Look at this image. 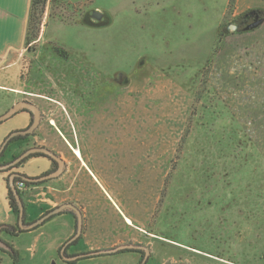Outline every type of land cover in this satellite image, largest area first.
<instances>
[{"label": "rangeland", "instance_id": "1", "mask_svg": "<svg viewBox=\"0 0 264 264\" xmlns=\"http://www.w3.org/2000/svg\"><path fill=\"white\" fill-rule=\"evenodd\" d=\"M228 1L49 3L39 39L0 62V116L26 100L41 108L48 121L32 141L68 166L60 180L26 192L29 220L41 205L74 203L105 227L100 234L92 226L72 253L142 244L153 254L149 264H264V39L256 34L264 24L253 36L259 44H243L249 35L226 25L248 11L231 17ZM95 10L109 25L91 22ZM221 32L227 36L215 51ZM53 46L106 72H125L127 88L110 90L100 104L108 110L80 111L90 105L80 96L88 87L77 95L63 89L58 81L68 76L54 70ZM24 118L1 125L2 139ZM36 162L45 164L38 173L49 166L33 160L24 171L34 175ZM65 216L12 241L20 264H64L56 257L62 241L49 228H64ZM0 255V264H13ZM138 259L124 253L82 264Z\"/></svg>", "mask_w": 264, "mask_h": 264}, {"label": "flooded vegetation", "instance_id": "2", "mask_svg": "<svg viewBox=\"0 0 264 264\" xmlns=\"http://www.w3.org/2000/svg\"><path fill=\"white\" fill-rule=\"evenodd\" d=\"M105 19L108 20L109 18L106 16ZM262 20H264V11L263 10H260V9L249 10L248 12H245L244 14H242L235 21V24L238 26V30L236 32L245 33V32H251L253 30H256L257 28L261 27L263 24H261L259 27L255 28V29H248L247 30V28H250L251 25L255 24L258 21H262ZM57 60L59 61V63H57V65L59 67H58V69H54V70L61 71L68 76L67 81H64V82L58 81L59 83H61V85H63V89H65V90L69 89L70 90L72 88V94L77 95L80 91L81 85L83 87L85 85L84 88H86V86L88 87L87 93L82 92V94L80 96H82V100H86L87 103H89L90 105L87 107H82L80 109V111H87V112L92 113V112H96L99 108H102L103 110H106V109L108 110L110 108L109 106L105 107V105H104V108H103L102 107L103 105H100V104L102 102H105L106 100L108 101V99L111 96L110 90L113 87L116 89H119V90H123V89L127 88L128 78H127V74L123 71L115 72L113 74L109 71L106 72L105 70H101L100 68H98L97 64H95L94 62H91V60H89L88 58L66 56V57H57L56 61ZM51 68L52 67L46 65L45 70H51ZM71 77H73V80L69 81V78H71ZM81 78H83L82 80L84 82L80 81ZM56 86H58V85L56 84ZM82 100L80 99V101H82ZM25 102H29V100H26ZM82 102L84 103V101H82ZM31 104H33V103H31ZM39 109L41 111V120H40V125H39V127H40L46 120L48 121V119L44 115V111L41 108H39ZM103 112H105V111H103ZM21 114H26V116H27L26 125H24L20 128H16L13 131H11L6 136V138L2 141V143L0 145V150L3 147L4 143L6 142V140L10 137V135L13 132L26 131L34 123L35 116L32 113L27 112V111H22V112L18 113L12 119L18 117ZM39 127H38V129H39ZM38 129H36L33 133L28 134V135H25V136L19 135V136L11 138L9 140V142L7 143V145L5 146V149L3 150V152L0 154V165L1 166L10 165V164L15 163L27 151L34 149V148H47V149L51 150L52 152H54L59 158H61L65 162L64 173L59 178L49 179V180H44V181H39V182H27V181L23 180V177L40 179L42 177H46V176L56 172L60 167L58 162H56L52 158L44 156L42 154L30 155L29 157L23 159L22 161H20L16 165L11 166L8 170L0 171L1 173H5L7 175L8 188H10V181L12 178L13 183L15 184L16 188L18 189V191L21 194V197L23 196L22 199H23V202L25 205V218H24L25 225H30V224L36 222L38 219L42 218L44 215H46L48 213V212H46L44 215H42L40 218H38L36 220H29L28 204L26 203V198H25L26 192L30 191L32 189L38 188V187H40V186H42L48 182L60 180L65 175V173L67 172V168H68L67 162L65 161L64 157L61 156V154L59 152H56L52 148H49L45 145H40V144L32 141L36 137V133H37ZM81 154L82 153H80V156H78L76 154L77 155L76 159L79 161L80 160L83 161ZM36 159L48 160L49 161L48 168L45 171L38 173L37 175L27 174L24 171L26 166L28 165L29 162L36 160ZM13 198L15 200L14 195H13ZM15 203L17 204L16 200H15ZM65 204L75 205L74 203H65ZM17 208H18L17 214H14V212L12 211L16 222L15 223L14 222H6V223L0 225V227H1L0 239H1V241H3V243L6 245V247L9 248V249H5V248L0 249V254H3L6 257H8L13 262V264H20L21 263V260H20L21 254L17 250L16 246L13 244L12 241L18 239L22 235L31 234V233L37 231L38 229L47 228L49 226V224L54 221L53 219H55L57 216H60V215H57V216L52 217L51 219L45 221L43 225L38 226L37 228H34L32 230H26V229H23L19 224L20 213H19L18 204H17ZM26 208H27V210H26ZM64 214H71L73 216V219L76 220V224H75L76 229H75V232L73 233V235L70 236V238H68L58 248L57 256H56L57 259H59L64 264H82L83 262H87V261L92 260L94 258L102 257V256H93V257L85 256L82 258H78L76 260H71L74 257H79L81 255H88L90 253H94L95 251H84V250H82V251H77L74 253L71 252V249H73L74 247L76 248L80 244V242L82 240V235L80 236V238L77 241L73 242L65 250L63 249L64 246L72 238H74L76 236L77 231H78V225H79V223H78L79 219H78V216L76 215L75 212H73V211L65 212L61 215H64ZM82 220H85V218L83 217ZM57 225H53L54 227L50 226L49 229H50L52 234L57 235L59 233V231L61 230V228H59ZM134 245L146 247L142 244H134ZM147 248L150 250L149 247H147ZM124 253H133V254L138 255L139 259H138L136 264H149V261L151 260L152 255H153L152 252L150 251V255L147 258V253L144 250H126V251L119 252L117 254H124ZM117 254H114V255H117ZM197 254H199V253H197ZM199 255H202V256L208 258V254L204 253V254H199ZM104 256H108V255H104Z\"/></svg>", "mask_w": 264, "mask_h": 264}, {"label": "crops", "instance_id": "3", "mask_svg": "<svg viewBox=\"0 0 264 264\" xmlns=\"http://www.w3.org/2000/svg\"><path fill=\"white\" fill-rule=\"evenodd\" d=\"M30 5H31V0H0V62L7 59V57L10 54L21 52L23 49L26 48L27 24H28V18H29ZM234 7H235L234 8L235 11L231 15V17L236 18V17L240 16L243 12L249 11L251 9H259L260 8V10L261 9L264 10V3L259 2V1H256L254 3H248V2L245 3L243 0H237ZM240 8H242V9L240 10ZM255 32L256 31L253 30L251 32L252 34H250L249 32H245V33L235 32L234 34L236 36H239V37L240 36L244 37V36L249 35L244 39L245 42L243 43V44H247L246 40L248 39L250 42H252V40L254 39L253 36H254ZM256 34H262L261 36L264 39V33L262 32V30L261 31L259 30V32L257 31ZM255 41L256 40L254 39L253 42H255ZM255 43L259 44L260 42H255ZM21 115L23 117H26V118L21 120L23 122V124L22 125L18 124L14 128H20V127L26 125L27 116H26V114H21ZM21 115H19V116H21ZM8 122L1 124V125H5ZM14 128H12V129H14ZM9 131H11V130H9ZM2 138H3L2 134H0V145H1L2 140H3ZM36 160H38V159H36ZM36 164H37V168H35L33 173H32L34 175H37L38 171L42 170L43 166L45 165V164H42V162H36ZM6 179H7V175L5 173L0 172V225L4 224L6 222H9L10 220H15V217L13 215V212L11 210L10 203H9L8 185H7ZM55 206L56 205H54V206H48L45 204L41 205L40 210L43 212L39 215L38 218H40L46 212H50L53 209L57 208ZM30 207H31V205L28 206V216H29ZM34 209H33V212L35 211ZM82 214H83V217L85 218V220H83L82 240L84 237H88L89 235H91L92 226L94 227L93 232H97V233L101 234L102 229L105 230L104 225L96 224L97 222L95 220H90V218L88 216H86L83 212H82ZM30 216H31V214H30ZM60 216H62V215H60ZM59 219L60 220H67L64 228H62L59 231V233L57 234V236L59 237L58 239L62 241L60 243V246H61L75 232L76 222L74 221L73 216L71 214H67V216H65L63 218H59ZM53 220H56V219H53ZM125 221H127V222L130 221V224L133 225V221H137V220H130L129 218H126ZM76 248H78V247H76ZM97 249H99V248H97ZM88 251H93V249H89ZM129 254L132 255L133 253L132 254L129 253ZM0 257H1L0 262H2L1 259H3V258L1 255H0Z\"/></svg>", "mask_w": 264, "mask_h": 264}, {"label": "water", "instance_id": "4", "mask_svg": "<svg viewBox=\"0 0 264 264\" xmlns=\"http://www.w3.org/2000/svg\"><path fill=\"white\" fill-rule=\"evenodd\" d=\"M91 17V21H95L97 25H100L101 27L107 26L109 25V22L106 21L105 17L106 15L102 12H100L99 10H95L91 13L90 15ZM264 20L262 21H258L255 24L251 25L250 28L248 29H255L257 27H259L261 24H263ZM99 26V27H100ZM228 30L232 31V32H236L238 30V26L236 24H231L228 26L227 28ZM22 111H27L32 113L35 116L34 119V123L32 124V126L26 130V131H17V132H13L10 137L6 140V142L4 143L3 147L0 150V154L3 152V150L5 149V146L7 145V143L9 142V140L13 137L19 136V135H28L33 133L36 129H38L39 125H40V120H41V111L39 109V107H37L34 104H31L29 102H19L17 104H15L8 112H6L5 114L0 116V125L11 120L13 117H15L18 113L22 112ZM35 154H42L44 156L50 157L53 160H55L56 162L59 163L60 167L59 169L46 176V177H42L40 179H33V178H28V177H23L24 181L27 182H39V181H44V180H49V179H56L59 178L65 170V162L59 158L54 152H52L51 150L47 149V148H34L31 149L29 151H27L23 156H21L15 163L10 164V165H5V166H1L0 165V171H5L8 170L11 166L16 165L17 163H19L20 161H22L23 159L29 157L30 155H35ZM10 189L15 197V200L18 204L19 207V224L23 229L26 230H32L34 228H37L38 226H41L44 224L45 221L51 219L54 216L57 215H61L65 212H75L76 215L78 216V231L77 234L74 238H72L65 246H64V250L71 245L73 242L77 241L80 236L82 235V231H83V214L81 212V210L73 205V204H63L57 208H55L54 210L48 212L46 215H44L42 218L38 219L36 222L30 224V225H25L24 223V218H25V205L23 202V199L21 197L20 192L18 191V189L16 188L15 184L13 183V179L11 178L10 181ZM1 229V227H0ZM5 248V249H9L6 247V245L3 243V241H1L0 239V249ZM126 250H144L147 253V258L150 255V250L147 247H142V246H137L134 244H125V245H121L118 246L116 248H112V249H108V250H101V251H97L94 253H90L88 255H81L79 257H74L71 260H76L78 258H82L85 256H89V257H93V256H104V255H114L117 254L119 252L122 251H126Z\"/></svg>", "mask_w": 264, "mask_h": 264}, {"label": "trees", "instance_id": "5", "mask_svg": "<svg viewBox=\"0 0 264 264\" xmlns=\"http://www.w3.org/2000/svg\"><path fill=\"white\" fill-rule=\"evenodd\" d=\"M235 2L236 0H230V5L234 6ZM49 3L52 9H57V8L64 7V5L67 4V0H31L29 18H28V24H27L26 47H28L30 44H32L33 42H36L39 39L41 28L43 25V17H44L46 8ZM85 21L87 25L90 23L87 21V19ZM85 23L84 25H86ZM229 25H226V29L228 28ZM226 36H227L226 32H223V33L221 32L218 35V42H217L218 46H216L215 51H217L221 41ZM52 49L56 56H59V57L69 56L65 50H63L62 48H58V46H53ZM8 196H9L10 207L12 211L14 212V214H17L18 213L17 204L15 203V200L13 198V193L10 188H8Z\"/></svg>", "mask_w": 264, "mask_h": 264}, {"label": "bare ground", "instance_id": "6", "mask_svg": "<svg viewBox=\"0 0 264 264\" xmlns=\"http://www.w3.org/2000/svg\"><path fill=\"white\" fill-rule=\"evenodd\" d=\"M76 154H77L78 156H80V153H79V151H77V150H76ZM128 222L130 223V221H128Z\"/></svg>", "mask_w": 264, "mask_h": 264}]
</instances>
